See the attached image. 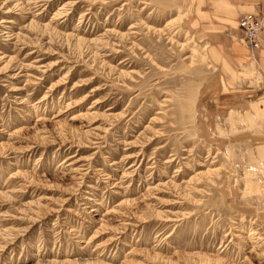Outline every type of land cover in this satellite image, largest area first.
Returning <instances> with one entry per match:
<instances>
[{"label": "rangeland", "instance_id": "rangeland-1", "mask_svg": "<svg viewBox=\"0 0 264 264\" xmlns=\"http://www.w3.org/2000/svg\"><path fill=\"white\" fill-rule=\"evenodd\" d=\"M188 2L0 0V264H264V152L201 137Z\"/></svg>", "mask_w": 264, "mask_h": 264}, {"label": "crops", "instance_id": "crops-1", "mask_svg": "<svg viewBox=\"0 0 264 264\" xmlns=\"http://www.w3.org/2000/svg\"><path fill=\"white\" fill-rule=\"evenodd\" d=\"M188 1L191 5L190 27L212 68L211 75L201 86L199 103L200 115L202 110L210 107L215 111V119L201 116L200 135L214 142L228 139L239 143L241 148L254 145L253 155L259 158V152H264V122L255 120V126L251 128L247 118L257 116L256 109L264 108V82L260 85L261 74L256 77L259 67L264 71V0ZM244 14H253L262 22L261 46L254 51L250 50L238 24ZM250 68L254 79L249 84ZM258 99H262L263 104L260 105ZM260 164L264 165V160ZM260 186L258 194L262 195L264 187ZM245 194L248 192L243 191Z\"/></svg>", "mask_w": 264, "mask_h": 264}, {"label": "built area", "instance_id": "built-area-1", "mask_svg": "<svg viewBox=\"0 0 264 264\" xmlns=\"http://www.w3.org/2000/svg\"><path fill=\"white\" fill-rule=\"evenodd\" d=\"M251 51L261 46L260 34L263 30L261 20L253 14H244L238 21Z\"/></svg>", "mask_w": 264, "mask_h": 264}, {"label": "bare ground", "instance_id": "bare-ground-1", "mask_svg": "<svg viewBox=\"0 0 264 264\" xmlns=\"http://www.w3.org/2000/svg\"><path fill=\"white\" fill-rule=\"evenodd\" d=\"M254 106V105H253ZM258 106V105H257ZM264 107V106H263ZM256 109V108H255ZM257 110V113H263L264 114V108H258V109H256ZM261 147V146H260ZM262 152V151H261ZM260 153V152H259ZM178 171V170H177ZM243 239H245L246 241H248V240H250L251 242H253V243H255V244H259L260 242H261V240H262V237H260V235H258V231L255 229V228H250L249 229V231H248V234H247V236L245 237V238H243ZM196 252V251H195ZM199 254V253H198ZM195 255H197V254H195ZM200 256H202L201 254H200ZM203 257V256H202ZM221 260V259H220ZM219 260V261H220ZM222 260H224V259H222ZM221 260V261H222ZM223 262V261H222ZM224 263V262H223ZM221 264V263H220Z\"/></svg>", "mask_w": 264, "mask_h": 264}]
</instances>
